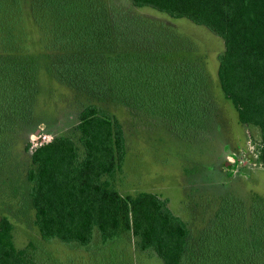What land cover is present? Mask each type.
I'll return each mask as SVG.
<instances>
[{
    "label": "trees",
    "instance_id": "obj_1",
    "mask_svg": "<svg viewBox=\"0 0 264 264\" xmlns=\"http://www.w3.org/2000/svg\"><path fill=\"white\" fill-rule=\"evenodd\" d=\"M11 1L10 7L0 2V24L10 30L21 16L18 0ZM127 1L185 17L222 38L217 80L238 121L259 130L256 161L264 168V0ZM30 13L50 51L54 79L97 100L81 108L75 137L55 135L31 150L26 178L41 238L85 247L95 231L101 244L126 234L162 264H264V196L221 199L192 240L167 198L146 190L122 195L113 184L125 140L102 103L162 119L174 129L205 128V78L190 69L191 43L171 26L115 9L108 0H30ZM9 36L6 42L14 40ZM13 48L0 53V161L16 133L33 121L38 90L36 60ZM156 68H164L165 76ZM12 230L2 216L0 264H34L32 244L16 247Z\"/></svg>",
    "mask_w": 264,
    "mask_h": 264
},
{
    "label": "rangeland",
    "instance_id": "obj_2",
    "mask_svg": "<svg viewBox=\"0 0 264 264\" xmlns=\"http://www.w3.org/2000/svg\"><path fill=\"white\" fill-rule=\"evenodd\" d=\"M108 1L115 9L171 26L191 43L187 52L193 62L190 69L200 70L205 78L200 84L204 86L206 111L201 124L206 126L200 130L170 128L162 119L155 121L119 104L102 103L120 122L125 140L124 160L114 175V186L122 195L146 190L167 198L171 211L188 223L194 240L221 199L236 196L247 201L253 193L264 196V168L255 157L259 130L238 121L234 106L219 86L217 57L224 48L221 37L185 17H172L149 6H132L127 0ZM0 2L15 5L11 0ZM16 5L21 10L19 21L11 30L0 24V53L11 45L13 51L23 50L34 58L38 90L33 121L16 133L0 161V218L6 216L11 221L15 246L31 243L34 264H162L157 256L139 251L131 235L101 244L95 231L85 247L55 238L44 240L39 235L26 178L31 166L30 147L42 140V134L75 137L81 108L97 100L54 79L48 65L50 51L44 48L41 31L31 16L30 0H18ZM9 35L14 40L6 42ZM156 70L165 76L164 68ZM196 121L198 126L200 121ZM231 155L235 161L231 162Z\"/></svg>",
    "mask_w": 264,
    "mask_h": 264
},
{
    "label": "built area",
    "instance_id": "obj_3",
    "mask_svg": "<svg viewBox=\"0 0 264 264\" xmlns=\"http://www.w3.org/2000/svg\"><path fill=\"white\" fill-rule=\"evenodd\" d=\"M42 136V140L40 141V142H38L37 144H34V145H32L31 147H30V149H33L34 147H36L38 144H41V143H43V142H47V141H49L52 137H50V136H48L47 134H42L41 135ZM257 156H258V151L255 153V157L257 158ZM234 156H232L231 155V157H229L230 158V160H231V162L232 161H235V159L233 158ZM229 164H231L230 163V161H227ZM258 163V162H257ZM260 165V164H259ZM261 166V165H260Z\"/></svg>",
    "mask_w": 264,
    "mask_h": 264
},
{
    "label": "water",
    "instance_id": "obj_4",
    "mask_svg": "<svg viewBox=\"0 0 264 264\" xmlns=\"http://www.w3.org/2000/svg\"><path fill=\"white\" fill-rule=\"evenodd\" d=\"M226 164H228V162H226Z\"/></svg>",
    "mask_w": 264,
    "mask_h": 264
}]
</instances>
